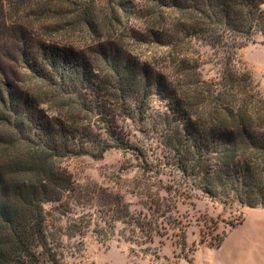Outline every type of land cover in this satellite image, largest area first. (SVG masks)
Here are the masks:
<instances>
[{"label": "trees", "instance_id": "trees-1", "mask_svg": "<svg viewBox=\"0 0 264 264\" xmlns=\"http://www.w3.org/2000/svg\"><path fill=\"white\" fill-rule=\"evenodd\" d=\"M258 35L264 0H0V264H60L43 205L71 190L63 160L130 149L121 122L143 120L152 95L167 102L171 149L157 167L179 180L145 163L132 180L142 208L110 204L111 227L153 242L196 191L264 207V96L238 57ZM196 41L214 49L217 78L203 76Z\"/></svg>", "mask_w": 264, "mask_h": 264}, {"label": "rangeland", "instance_id": "rangeland-1", "mask_svg": "<svg viewBox=\"0 0 264 264\" xmlns=\"http://www.w3.org/2000/svg\"><path fill=\"white\" fill-rule=\"evenodd\" d=\"M263 39L258 35L256 43L238 51V57L264 96ZM192 51L199 57L203 76L217 78L221 66L214 49L196 41ZM167 112V102L152 95L143 120L121 122L129 134L130 149L111 148L99 159L84 154L63 160L73 176L71 190L61 200L43 205L47 244L60 264H264V207L252 209L201 191H196L199 197L177 198L174 215L182 224L163 237L155 236L153 242L139 245L127 240L122 221L111 227L108 206L119 202L129 204L132 211L142 208V198L132 193V180L145 163L162 168L157 166L171 152L163 137L167 125L162 119ZM162 170L159 178L165 183H178L170 165ZM182 237L185 248L180 244ZM218 238L223 241L212 247Z\"/></svg>", "mask_w": 264, "mask_h": 264}, {"label": "crops", "instance_id": "crops-1", "mask_svg": "<svg viewBox=\"0 0 264 264\" xmlns=\"http://www.w3.org/2000/svg\"><path fill=\"white\" fill-rule=\"evenodd\" d=\"M252 209H255V208H252ZM258 264V263H257Z\"/></svg>", "mask_w": 264, "mask_h": 264}]
</instances>
